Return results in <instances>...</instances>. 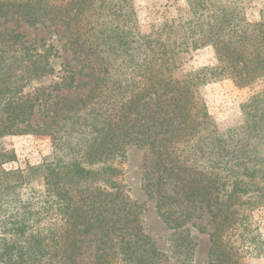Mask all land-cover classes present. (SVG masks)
Listing matches in <instances>:
<instances>
[{
  "label": "trees",
  "instance_id": "1",
  "mask_svg": "<svg viewBox=\"0 0 264 264\" xmlns=\"http://www.w3.org/2000/svg\"><path fill=\"white\" fill-rule=\"evenodd\" d=\"M241 3V2H240ZM188 11L138 27L132 0H0V21L60 26L65 50L93 78L83 97H59L33 84L54 76V45H28L0 33V140H58L54 159L8 169L0 144V264H81L96 236L93 264H165L146 233L144 205L119 182L125 148L149 152L142 187L171 235V264H196L194 233L208 234L206 264L264 256V11L259 23L230 0H188ZM212 46L213 68L180 75L181 57ZM232 80L253 95L241 126L221 130L199 95L207 82ZM90 81L71 73L69 89ZM40 108L49 123L32 124ZM62 133V138H55Z\"/></svg>",
  "mask_w": 264,
  "mask_h": 264
},
{
  "label": "rangeland",
  "instance_id": "2",
  "mask_svg": "<svg viewBox=\"0 0 264 264\" xmlns=\"http://www.w3.org/2000/svg\"><path fill=\"white\" fill-rule=\"evenodd\" d=\"M188 0H132L136 13L138 27L142 34H149L153 26L165 21L175 19L179 15L188 11ZM224 1V0H220ZM243 5L248 23L256 24L262 20L264 11V0H230ZM241 2V3H240ZM16 31L23 34L28 45L38 46L42 41L52 44L59 52V58H52L51 64L56 70L54 76L44 79L39 83H34V89L46 88L52 97H45V100L53 104L59 97L72 98L83 97L93 87V78H86L89 73L82 67L74 56L65 50L66 39L63 37V28L52 25H39L29 27L24 23L17 21H0V33L4 31ZM215 50L212 46H207L195 51H191L181 57L180 75L197 72L204 68H213L218 65ZM75 73L77 78L84 81H90L88 88L79 90L69 89L63 85V79ZM199 95L205 102L207 109L221 130L235 128L243 123L242 106L253 95L250 89H240L235 86L232 80L211 81L205 83L199 89ZM43 109L34 116L32 124L37 123L43 126L49 123ZM62 133H58L55 138H62ZM58 140H53L49 136L43 135H24L5 137L0 140L1 146L7 150H13L16 155V161L6 165L8 169L27 166H39L46 160L54 159L57 156ZM125 159L120 166L123 169V176L119 182L125 185V191L128 192L131 199L144 205L142 215L143 224L146 233L149 234L157 243L158 249L166 259L165 264H171L169 255V237L170 230L160 220L154 203L146 195L142 187L144 167L149 161V152L146 148L139 145H129L124 151ZM255 221H258L262 228L264 239V212H255ZM195 239L199 243L196 254V264H206L207 254L210 247L208 234L194 233ZM96 236H90L88 241L84 242L82 252L84 260L81 264H93V258L96 252ZM240 264H264V256H251L246 254L241 259Z\"/></svg>",
  "mask_w": 264,
  "mask_h": 264
}]
</instances>
